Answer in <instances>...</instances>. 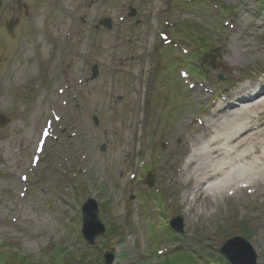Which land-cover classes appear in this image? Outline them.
I'll return each mask as SVG.
<instances>
[{"label": "rangeland", "instance_id": "374dc122", "mask_svg": "<svg viewBox=\"0 0 264 264\" xmlns=\"http://www.w3.org/2000/svg\"><path fill=\"white\" fill-rule=\"evenodd\" d=\"M229 101L260 110L238 117L231 160L264 134V0H0V264H226L213 248L234 236L264 264V170L231 195L189 194Z\"/></svg>", "mask_w": 264, "mask_h": 264}, {"label": "bare ground", "instance_id": "6f19581e", "mask_svg": "<svg viewBox=\"0 0 264 264\" xmlns=\"http://www.w3.org/2000/svg\"><path fill=\"white\" fill-rule=\"evenodd\" d=\"M246 89L247 88H243L241 89V91H237L236 93H234L233 96H230V99H233L234 101L239 102L241 104H245L247 106V104H251L252 102H254L258 98L256 96L262 91V88L260 87L259 91L256 92V94L249 96L248 94L245 95ZM244 101H246V103ZM225 104V107H219L218 105L217 110L213 111V115L211 116V119H209V122L223 120L226 122V125L221 129H217L215 133H212L207 140H204V142L201 143L200 147L203 148V150L206 149L208 146L210 147L213 143L218 144L219 147L215 151L206 150L204 152L206 156L205 159L207 161L203 168H200L198 170V175H195V173L193 174V176L195 175L196 178H198L199 181L196 182H198L197 184L201 185V187L199 190H195L196 187H192L194 191L189 193L192 198H194L198 193L200 195H203L204 193H206V191L209 190H212L216 193L219 192V190L221 193V191L223 190L224 192H226L230 189L234 191H239L240 189L237 187V184L242 183L244 181L252 183L253 181H255V176L259 174L261 175L263 173L262 171L264 170V143L262 141L256 142L257 140H254L258 139L259 136L264 137V134L259 135L260 132H256L258 133V136H256L257 134H253L254 136H256L254 139L251 138L252 136H249V138L246 139L244 144H242V146H244L241 147L240 150H238L236 158L230 160V158H227V156L225 155V153H228V150L231 151L233 148V146L229 145V143L236 142V139L234 140L233 134L238 128V117L244 111L246 112L247 109H249L248 113L255 112L257 115L260 114L258 113L260 110L253 108L256 107L257 104L248 106L246 109H241L240 107L239 109L241 111L238 110V107L237 109L235 107H232V101H229ZM231 108L233 109V116L229 120L226 119L228 116L227 110ZM261 112H264V110ZM246 116L248 117L247 114ZM199 125H202V123ZM258 127H262V125H259ZM201 129L203 130L204 128ZM261 140H264V138H261ZM257 147L260 148L262 152V157L259 158L258 156H253L249 158L247 156L249 150H251V148L256 149ZM222 148L224 149V153L222 151ZM216 152L217 154L214 155ZM257 160H260V162L258 163Z\"/></svg>", "mask_w": 264, "mask_h": 264}, {"label": "water", "instance_id": "95a60500", "mask_svg": "<svg viewBox=\"0 0 264 264\" xmlns=\"http://www.w3.org/2000/svg\"><path fill=\"white\" fill-rule=\"evenodd\" d=\"M135 10L131 8L129 13L130 17H133ZM105 28L109 29V20L105 19L100 22ZM96 75V67H93L92 76ZM83 224L82 233L84 239L89 244L94 243V237L97 234L103 232V225L97 219L96 204L88 200L82 206ZM170 226L178 233H182V220L181 217L172 218ZM215 251L223 256V258L229 264H257V253L255 248L244 238L235 236L225 242L220 243L219 247L215 248ZM112 257L105 261L106 264H110Z\"/></svg>", "mask_w": 264, "mask_h": 264}, {"label": "snow or ice", "instance_id": "6c2138e0", "mask_svg": "<svg viewBox=\"0 0 264 264\" xmlns=\"http://www.w3.org/2000/svg\"><path fill=\"white\" fill-rule=\"evenodd\" d=\"M44 135H45V136H47V135H48V132H47V130H46V129L44 130ZM23 179L27 180V177H24Z\"/></svg>", "mask_w": 264, "mask_h": 264}]
</instances>
